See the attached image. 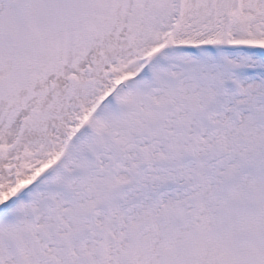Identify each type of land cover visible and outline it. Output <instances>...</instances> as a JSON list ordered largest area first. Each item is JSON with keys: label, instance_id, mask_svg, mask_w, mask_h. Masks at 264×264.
<instances>
[{"label": "snow or ice", "instance_id": "6c2138e0", "mask_svg": "<svg viewBox=\"0 0 264 264\" xmlns=\"http://www.w3.org/2000/svg\"><path fill=\"white\" fill-rule=\"evenodd\" d=\"M0 264H264V0H0Z\"/></svg>", "mask_w": 264, "mask_h": 264}]
</instances>
